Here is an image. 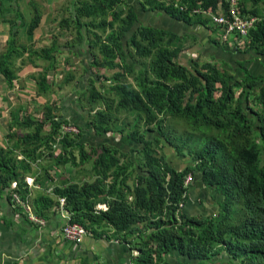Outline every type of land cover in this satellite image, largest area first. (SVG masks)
<instances>
[{
  "label": "trees",
  "instance_id": "1",
  "mask_svg": "<svg viewBox=\"0 0 264 264\" xmlns=\"http://www.w3.org/2000/svg\"><path fill=\"white\" fill-rule=\"evenodd\" d=\"M89 1L74 0L60 21L87 39L88 70L103 71L74 89L88 119L83 127L60 120L50 99L34 114L14 110L0 145V186L16 183V207L28 201L43 219L63 205L69 223L127 246L124 264H264V0H137L142 14L157 11L190 27L183 35L163 23L139 25L124 0ZM36 8L28 44L10 30L0 75L13 88L36 64L35 97L59 98L75 72L56 81L57 43L31 46L46 17ZM220 16L246 21V32H227L214 20ZM197 28L210 32L203 62L194 50ZM225 34L234 49L220 42ZM26 176L43 192L31 196ZM195 186L214 193L215 212L194 214Z\"/></svg>",
  "mask_w": 264,
  "mask_h": 264
},
{
  "label": "crops",
  "instance_id": "2",
  "mask_svg": "<svg viewBox=\"0 0 264 264\" xmlns=\"http://www.w3.org/2000/svg\"><path fill=\"white\" fill-rule=\"evenodd\" d=\"M73 1L0 0V53L6 48L10 30H17L21 42L25 41L28 44L27 26L31 20L36 18V7H38V11L44 12L46 17L43 16L41 27L36 33L34 32L33 40L30 41L31 46L34 49H45L56 42L64 54V58L70 60L69 55L74 56L82 67L87 66L86 70L88 71L92 57L89 53L90 46L87 39L79 40L72 28L60 27V21L70 17L71 12L67 9ZM124 1L135 6V11L139 12V25L145 26L142 19L149 21L150 19L147 18L149 14H142L139 2L137 0ZM136 1L138 5L135 4ZM80 2L90 1L80 0ZM155 15L154 18H158L161 23L165 24L164 26L168 31L177 32L176 30L179 29L178 34L183 35V30L186 28L183 24L177 23L167 15L159 14V12ZM18 63L19 60H17ZM37 70L33 65L27 64L25 71L38 72ZM35 90L34 82L29 78V75L21 74L11 89L7 88L6 81L0 75L1 146L7 145L6 135L9 133L11 125L12 109L17 110L21 106V116L30 115L28 114L29 105L30 108H35L36 101L34 98H37L35 97ZM29 95L34 98L17 104V97L18 99L28 98ZM37 99L39 100V98ZM84 108L80 112V121L85 123L88 118L85 117L87 112ZM67 177L68 175H63L61 178H57V183L60 184ZM26 183L28 185L34 184L31 186V196L43 192L41 186L35 185L34 177L26 176ZM15 186L16 183L14 182L11 183L10 189L0 186V264H79L81 260H87L94 264H124L131 258L132 254L129 248L114 240L96 239L90 235L85 236L81 243L66 240L62 234V229L68 222L70 215L61 211L60 208L59 210L52 208L48 211L49 216L44 219L46 221L44 226L29 222L26 217L30 210L28 201L25 203L26 207L23 204L22 208H17L10 198V195L16 192L13 190ZM190 197L195 204L196 212L194 214L203 212L200 210L215 212L214 193L208 188L191 187ZM208 197L214 202L212 207L209 206Z\"/></svg>",
  "mask_w": 264,
  "mask_h": 264
},
{
  "label": "rangeland",
  "instance_id": "3",
  "mask_svg": "<svg viewBox=\"0 0 264 264\" xmlns=\"http://www.w3.org/2000/svg\"><path fill=\"white\" fill-rule=\"evenodd\" d=\"M234 1V0H232ZM135 4L138 5V2L136 1ZM157 14V11L154 12V14H149L147 16V18H149L150 20L149 21H144L142 19V23L145 24V26H154V27H158V26H161V22L159 21L158 18H154ZM152 17V18H150ZM33 21V20H31ZM240 22V20H237L236 23ZM238 26V25H237ZM191 28L188 27L186 29L183 30V33L186 34L188 32H190ZM232 30V29H230ZM177 33L179 32V29L176 30ZM195 34V38L197 39V45L194 46V50L197 51L201 56H199V60L201 62H203V60L201 59L202 56H209L210 54V47L208 45H205V44H202V42H205L207 40L208 37H210V32H207L206 34V37H205V32H200L199 29L197 28L193 33L192 35ZM227 35L225 34L224 37L222 36V41L220 40V42H224L226 41L227 45L230 46V48L234 49V44L235 41H231V39L229 40V37H227ZM226 39V40H225ZM189 47V46H187ZM64 54L60 55L59 54V57L61 56L60 58V69L59 71L61 72L60 74H58V72H55V74L57 75L56 77V81L58 82H62L64 79H65V76H66V72H75V75H74V80L71 81V82H66L64 84V86L62 88L59 89L60 91V94H59V98H57V94L56 92L50 94L49 96L47 97H43V98H39V100L37 98H34L33 96L29 95L28 98H21V99H18L17 97V104L21 101H30L31 98H34L35 99V108H30V105H29V110H28V114H33V113H36V112H39V110L43 109V105L44 103H46V101L48 99L50 100H56L57 103L59 104L60 106V114H59V117H60V120H69L70 122L72 123H77L78 126H81L83 127L84 126V122L80 121V112H81V109L83 108L84 105V97L82 99H80L81 96H78L76 93V91L74 89H81V88H85L87 87V82H88V79L89 77H93L94 79H97L96 82L98 81V77L99 75L101 74L102 75V70H93V69H90L88 71H84L83 67L80 65V63L78 62V60L76 58H74V56L72 55H69V62H67L68 58H64L63 57ZM65 56H68L65 54ZM67 59V60H66ZM36 64L34 65V68H36ZM87 66H85L86 68ZM72 68V70H71ZM38 69V68H36ZM35 70V69H34ZM39 70V69H38ZM37 70V71H38ZM70 70V71H69ZM21 73L23 75H31L33 73H36V72H33V71H29V72H24V69L21 71ZM62 79V80H61ZM15 81V80H14ZM34 82V85L36 87V84H35V81L33 80ZM7 84V83H6ZM7 88H9L8 84H7ZM11 89V88H9ZM30 91V90H29ZM36 91V90H35ZM76 94V96H75ZM20 100V101H19ZM48 100V101H50ZM86 107V106H85ZM58 112V113H59ZM14 113V110L12 109V112L11 114ZM16 117V115H14ZM41 116V115H40ZM86 119L88 118V116L86 115L85 116ZM86 119H84L86 121ZM74 129V128H73ZM169 149V148H167ZM171 151V149H169ZM172 161H177V159L175 157H172ZM208 201H209V206H213L214 202L212 199H210V197H208ZM99 207H102L104 208V210H106V206L105 205H99ZM61 211H65V208L63 205H61ZM62 234H63V230H62ZM77 237V236H75ZM135 254L136 251H135Z\"/></svg>",
  "mask_w": 264,
  "mask_h": 264
},
{
  "label": "built area",
  "instance_id": "4",
  "mask_svg": "<svg viewBox=\"0 0 264 264\" xmlns=\"http://www.w3.org/2000/svg\"><path fill=\"white\" fill-rule=\"evenodd\" d=\"M233 14H234V12H233ZM214 20L216 22H219V23L227 24V26H229V27L226 28V31L227 32H231L232 30H234V28L242 29L243 30V33L246 32V30L244 29L246 27V25H247V22L246 21H243V20L241 21L240 19H235L234 21H231L230 19H227L226 17L223 18L222 16L216 17V18H214ZM237 20H240V22L236 23ZM230 29H232V30H230ZM185 182L187 184L189 182H191V177L188 176ZM14 197L16 199H18V196L17 195H15ZM64 202H65V199L64 198H61V203H64ZM23 204L25 206V203H23ZM29 207H30V205H29ZM26 210H27V208H26ZM26 217H27V219H28L29 222L34 223V224H37L39 226H44L45 223H46V221L43 218L35 215L33 213V211H31V207H30V210H29V214L26 215ZM62 230H63V236H64V238L66 240H69V241L73 242V243H81L82 240L84 239V237L87 236V235H89L88 232L82 226H80V225H78L76 223H73L72 224V223H69L68 222V223H66L63 226V229ZM75 236H77V237H75Z\"/></svg>",
  "mask_w": 264,
  "mask_h": 264
}]
</instances>
